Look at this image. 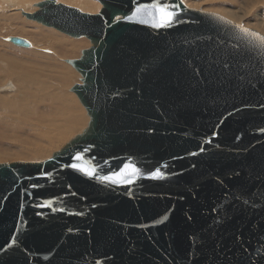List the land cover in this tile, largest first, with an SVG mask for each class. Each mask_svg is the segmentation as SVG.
<instances>
[{
  "label": "water",
  "instance_id": "obj_1",
  "mask_svg": "<svg viewBox=\"0 0 264 264\" xmlns=\"http://www.w3.org/2000/svg\"><path fill=\"white\" fill-rule=\"evenodd\" d=\"M97 1L25 15L90 41L68 61L89 123L46 162L0 165V264H264V44L183 0ZM156 3L178 6L170 26L139 22Z\"/></svg>",
  "mask_w": 264,
  "mask_h": 264
},
{
  "label": "bare ground",
  "instance_id": "obj_2",
  "mask_svg": "<svg viewBox=\"0 0 264 264\" xmlns=\"http://www.w3.org/2000/svg\"><path fill=\"white\" fill-rule=\"evenodd\" d=\"M55 2L57 4H64L66 6H70V4L69 5L66 4V2H68V0H55ZM70 2L78 3L82 6L83 5L89 6L90 4H93V5L96 4V0L95 1H93V0H70ZM186 4H185V6L187 8H189ZM249 4H251V2H248V5ZM32 5H34V0H0V11H7L8 12L7 15H1L0 14V29H1V26L6 24L3 22L18 23L17 20L21 18L22 14L23 15L31 14V12H29L30 9L28 8V6H32ZM76 6L73 7L71 5L70 7L76 8ZM76 9H79L78 6ZM100 9H102L101 6H100ZM79 10H81L82 12L85 13L87 8L85 7V8L81 9V7H80ZM86 13H87V11H86ZM209 13H211V12H209ZM225 13L229 17L228 20H230V21H232L238 25H241V24H239L241 22L240 20H235L236 21L235 22V21L231 20L230 18H244V16H242L240 13H236V12H232V11H225ZM95 14H97V13H95ZM220 16H222V15H220ZM222 17H224V16H222ZM26 23H29V22H26ZM256 26L258 28L256 30L259 31L260 33L264 34V25L262 24V22L261 23L257 22ZM245 28H247V27H245ZM247 29H249V28H247ZM250 30H253V29H250ZM253 31H255V30H253ZM257 31H255V32H257ZM15 32L20 33V30H15ZM259 32H257V33H259ZM39 33L43 34V38H49L51 45H53V47L56 46L61 52L64 53V55L65 54L74 55V53L76 51H79L83 47V44H84L82 42V40H80V39L79 40H71V39H67L65 37L61 38L60 36H57L54 33H50L48 31L44 30V28H41ZM262 34H260V35H262ZM51 37H52V39H51ZM10 38H12V37H10ZM46 43H43V44H46ZM63 43L67 44V46H66L67 49H65V50H63L60 46V44H63ZM54 50H56V49H54ZM88 50H86V51H88ZM68 61H79V60H70L69 59V60H67V63H68ZM56 67L61 68V70L53 71V74H46L44 72V70L35 71L34 72L35 76L37 78H40V79H35L32 82L33 85H32L31 91L29 90L30 92L24 90L26 87H28V85H27L28 83L26 84V86H23L24 87L23 90L25 92L24 96L18 95L19 90L18 91L16 90L17 85L15 86V90H13L14 93L9 94V95L7 94L5 96H0V124H5V126L2 125V127L0 125V138L6 137V138H12L11 140H13V139L18 140L20 138H19V136H16L15 133H21L23 135L28 136L29 140H33V141L39 140L40 142L43 141V143H44V144L42 143L40 145H37L38 142L33 143V142H29V141L27 143H24L23 145H21V144L17 145L14 143L13 145L15 147H17V150L12 149L11 153H7V151H6V153L3 151H0V155H2V157H3V155H5L4 157H9V158H12V157L14 158L16 156L17 157L25 156V158H26V156H36L38 159L45 158V155L48 154V151L56 148L57 145H61V147H62L64 145V143L66 142V140H68L67 138L69 136H71V133L76 134V132H78L80 130L79 127L81 125L82 126L84 125V120H85L86 116L84 117L83 111H77V112L71 111L70 107H75V102L71 98V96L65 92V88H68L71 90L72 88H70V87L73 84H75L76 82H78V81H76L73 83V80L75 78L77 79L78 76L75 73H73L69 68L62 67V65H60V63H58V65ZM73 67H75V66L73 65ZM24 79L22 80V85L26 81H29V80H24ZM23 81H25V82H23ZM20 86H21V82H20ZM6 87L8 89L7 85H6ZM6 87H5V89H6ZM12 87L14 89V86H12V85L9 89H12ZM1 88H3V87H1ZM73 96L77 100L78 96H77V98L75 97L74 94H73ZM77 101L79 102V100H77ZM51 109H53V113H54L53 115L54 116L51 119H49L48 117L45 119L46 116L44 115L45 116L44 117L42 113L44 112L48 115V113L52 112ZM40 111H41L42 115L37 116L35 114V112H37V113L39 112V114H40ZM29 114H31L30 115V122L31 123L28 122V120L26 118L27 116H29ZM12 115H14V116H12ZM83 117H84V119H83ZM9 131H11V132L13 131L15 136L12 135V137H11V135H10L11 133ZM43 145H44V147H43ZM24 146L31 147L33 149V152H30L29 150L25 149ZM14 151H18V152H14ZM28 152H30L31 154H29ZM57 153H59V152H57ZM0 158H1V156H0ZM25 163H27V162H25ZM28 163H35V162H28ZM41 163H43V162H41ZM1 165H3V164H1Z\"/></svg>",
  "mask_w": 264,
  "mask_h": 264
},
{
  "label": "rangeland",
  "instance_id": "obj_3",
  "mask_svg": "<svg viewBox=\"0 0 264 264\" xmlns=\"http://www.w3.org/2000/svg\"><path fill=\"white\" fill-rule=\"evenodd\" d=\"M43 1H45V0H34V5L28 6V8L30 9L29 12H31V14H33L36 11H38V9L36 8V5L39 4L40 2H43ZM93 1H95V0H93ZM247 1L251 2V4L248 5ZM68 2H66V4H68V5L70 4V6L72 5L73 7L77 5L79 9H80V7H81V9L86 7L87 13H91V14H95V13L98 14L101 11L100 6L102 7V5L97 0H96L95 5L90 4L89 6L88 5L82 6L78 3H72V2H70V0H68ZM183 2L185 4L187 3L186 5L192 10H196V11L200 10V11L211 12V13H216V14L220 13L219 15H222L227 19L229 17L225 13V11H232V12L240 13L242 16H244V18H230V19L233 21L240 20L241 22L240 23L238 22L239 24H241V25H243L249 29H253L255 31H257L256 29H258L256 26L257 22L258 23L262 22V24L264 25V0H183ZM77 6H76V8H77ZM86 11H85V13H86ZM7 13H8L7 11H0L1 15H7ZM17 22L18 23L3 22L6 24L1 26V29H0V96H5L7 94L9 95V94L14 93L13 90H15L16 85H17L16 90L17 91L19 90L18 95L24 96V94H25L24 90H26V91L30 90L31 91L32 85H33L32 82L35 79H40V78H37L35 76V74H34L35 71L44 70V72L46 74H53V71L61 70V68L56 67L58 65V63H60V65H62V67L69 68L73 73H75L78 76L77 79L75 78L73 80V83L78 81L72 85L73 87L78 86V85L80 86L83 84L82 83V77H81L80 73H78V71L75 67H73V66H71V64L67 63V60H69V59L70 60H80L83 52L90 49V47H91L90 41L88 39H86V38L80 39L84 43L83 47L80 49L81 51L79 50L80 52L76 51L74 53V55H71V54H65L64 55V53L61 52L56 46L53 47V45H51L49 38H43V34L39 33L41 28H44V30H46L50 33H54L55 35L60 36L61 38L65 37V38L71 39V40H79V39H74L72 37L70 38V37L60 33L56 29L55 30L52 28L50 29V28L44 27V26H42L36 22L30 21L23 14L21 15V18L17 20ZM26 22H29V23H26ZM15 30H20V33L15 32ZM257 32H259V31H257ZM260 34H262V33H260ZM262 35L264 36V34H262ZM10 37L23 38V39H25L31 43V47L23 48V47L16 46V45H14L8 41V38H10ZM51 39H52V37H51ZM43 43H46V44H43ZM60 46L63 50L67 49V47H66L67 44L63 43V44H60ZM54 49H56V50H54ZM22 78L23 79L25 78L24 80H29V81H26V82L23 81L25 83H23V85H22V80H23ZM20 82H21V86H20ZM26 84L28 85V87H26L23 90V88H24L23 86H26ZM6 85L8 86V89H7ZM11 85L14 86V89H13V87H12V89H9L11 87ZM72 86L70 87V88H72L71 90L68 88H65V92L68 93L75 102V107H70L71 111L72 112L83 111L84 117L86 116L85 120H84V125L83 126L81 125L79 127L80 128V130L78 131L79 133L78 132H76V134L71 133V136H69L67 138L68 140H66V142L64 143V145L62 147H61V145H57L58 147L56 146V148L48 151V154L45 155V158L38 159L36 156H26V158H25V156H20V157L16 156L14 158L12 157L13 158L12 159L9 157H4L5 155H3V157H2V155H0L1 156L0 165L1 164L20 163V162L41 163V162H45L47 160H50V159H52V157L55 153L60 152L71 140H73L77 135H80L87 128L88 123H89V117L86 113L85 108L81 104L79 98H77V95L74 92H72V90H73ZM1 87H3V88H1ZM5 87H6V89H5ZM72 93L75 95L77 100H79V102L74 98ZM51 110H52V112L48 113V115L50 114L49 115L50 117L46 113H44V112L42 113L43 116L44 115L46 116V117L44 116L45 119L47 117L49 119H51L54 116L53 115L54 114L53 109H51ZM35 114L37 116L42 115L41 111H40V114H39V112L38 113L35 112ZM30 115L31 114H29V116L26 117L28 122H30ZM12 116H14V115H12ZM84 117H83V119H84ZM0 125H1V127H2V125L5 126V124H0ZM9 132L11 133L10 134L11 137H12V135L15 136V134H16V136H19L20 139L11 140L12 138H6V137L0 138V151H3L5 153H6V151H7V153H11L12 149L17 150V147H15L13 145L14 143L17 145H20V144L23 145L24 143H27L28 141L33 142V143L38 142L37 145H40L43 143V141L40 142L39 140H34V141L29 140L28 136L23 135L21 133H15L14 134L13 131L12 132L9 131ZM43 147H44V145H43ZM24 148L29 150L30 152H33V149L31 147L24 146ZM14 152H18V151H14ZM30 152H28V153L31 154Z\"/></svg>",
  "mask_w": 264,
  "mask_h": 264
},
{
  "label": "snow or ice",
  "instance_id": "obj_4",
  "mask_svg": "<svg viewBox=\"0 0 264 264\" xmlns=\"http://www.w3.org/2000/svg\"><path fill=\"white\" fill-rule=\"evenodd\" d=\"M178 7L177 5H165L161 6L160 4H151V5H143L136 9V13L145 12L149 16V20H140V23H151V27L153 28H164L170 26L173 21L174 17L176 16V13L174 11H170V8ZM117 20L120 19V17H116ZM127 19L132 20L135 19V14L133 16L127 17ZM222 19V18H221ZM238 27L241 32H243L246 35L253 36L256 39H258L261 44H264V36H256L255 33L249 32L248 29L244 28L242 25L236 26ZM77 160L81 159V157L77 156ZM72 167L77 168V170L85 172V175H94V171H86L84 168H80L77 165H72ZM139 173V169H136L135 167L131 166H125V169L119 173L118 177L112 178V177H102L103 180H110L111 183H120L123 180L128 179L131 176L137 175ZM156 176L159 177L160 173L157 172Z\"/></svg>",
  "mask_w": 264,
  "mask_h": 264
}]
</instances>
